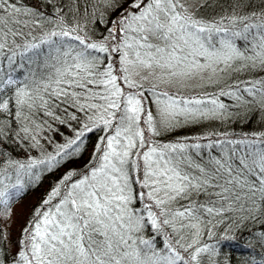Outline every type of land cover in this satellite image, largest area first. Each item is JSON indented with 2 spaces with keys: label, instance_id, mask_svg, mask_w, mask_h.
Listing matches in <instances>:
<instances>
[{
  "label": "snow or ice",
  "instance_id": "1",
  "mask_svg": "<svg viewBox=\"0 0 264 264\" xmlns=\"http://www.w3.org/2000/svg\"><path fill=\"white\" fill-rule=\"evenodd\" d=\"M41 5L0 0V143L37 152H0V264H228L222 249L248 224L260 227L241 246L264 248V131L161 139L264 109V0H96L82 15L76 0ZM41 112L72 137L52 148ZM93 133L87 163L13 241L15 205Z\"/></svg>",
  "mask_w": 264,
  "mask_h": 264
},
{
  "label": "trees",
  "instance_id": "2",
  "mask_svg": "<svg viewBox=\"0 0 264 264\" xmlns=\"http://www.w3.org/2000/svg\"><path fill=\"white\" fill-rule=\"evenodd\" d=\"M65 2H67V0H65ZM221 2H224V0H221ZM28 3L37 9L42 7L41 0H28ZM214 3L215 0H209V5H214ZM76 5L79 7L82 15L85 9L91 11L95 7L96 0H76ZM257 6H259V0H253V8ZM201 11L218 13L221 10L218 7L214 8L210 6L207 9H202ZM109 12L113 17L117 15L116 12H111V10H109ZM225 102L228 103L229 101L225 99ZM229 111L231 112V116L228 119L223 121L216 120L204 122L203 124L197 125H180L177 126L175 130L166 133L161 137V139L164 141H174L185 136H197L211 132H227L239 135L240 133H259L264 131V109L253 105L251 107L230 108ZM56 114L61 118H64L62 112H57ZM35 120L37 123L41 120L47 121V125L44 127L43 131H41L40 135L52 141V148H54L56 144H63L66 139L71 138L73 135L69 127L60 124L58 121H52L49 117L45 116L43 112L38 113ZM71 123L72 127H77V124L74 121ZM48 125L51 126V129H57L58 132L50 130ZM96 138L97 134H90L87 140V151L83 152V154L78 158L65 162L62 167L53 171L51 174H46L43 177L42 182L32 190L28 191L23 196V199L15 205L14 213L17 215L19 220L18 226L14 227L12 225L11 227L13 241H15V239L19 236V229L27 219L33 207L41 201L57 179L69 168H81L85 163H87L93 150V146L96 143ZM41 142L44 143V140L42 139ZM30 143L31 142L29 140H21L16 137H10L5 142L0 143V152L11 155L14 159L23 160L26 159L29 154L33 156L37 155L36 150H31L29 148ZM45 147L48 148V151L52 150V148H49L47 144H45ZM21 207H25V209H23L24 211ZM20 211H23V213ZM259 227V225L248 224L247 229L242 233L243 240L237 242L236 244H228L224 246L222 249L221 259L226 257L228 264H243L245 260L250 261L252 258H255L256 260L261 259V257L264 256V248H261L254 239L251 241L253 244L252 248H245L241 246L244 241L249 239V231H258ZM15 251L16 248L13 246L12 252Z\"/></svg>",
  "mask_w": 264,
  "mask_h": 264
},
{
  "label": "rangeland",
  "instance_id": "3",
  "mask_svg": "<svg viewBox=\"0 0 264 264\" xmlns=\"http://www.w3.org/2000/svg\"><path fill=\"white\" fill-rule=\"evenodd\" d=\"M21 209L23 210V209H25V207H21ZM20 209V210H21ZM24 211V210H23ZM23 211H20V212H22L23 213ZM19 215H22V214H19ZM18 220H19V218L17 217V215L15 214V216L13 215V226L14 227H16V226H18Z\"/></svg>",
  "mask_w": 264,
  "mask_h": 264
}]
</instances>
